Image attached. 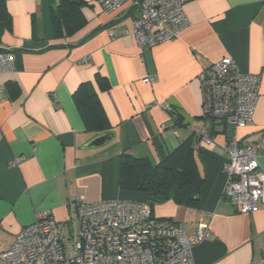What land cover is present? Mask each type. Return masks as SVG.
Returning <instances> with one entry per match:
<instances>
[{"label": "crops", "instance_id": "obj_1", "mask_svg": "<svg viewBox=\"0 0 264 264\" xmlns=\"http://www.w3.org/2000/svg\"><path fill=\"white\" fill-rule=\"evenodd\" d=\"M81 1V27L63 37H55L51 26L58 0L5 1L10 22L0 26V45L11 50L15 68L0 79L18 92L0 102V251L39 214L66 220L72 200L144 199L120 186L123 150L157 162L193 134L204 178L199 204L170 199L156 204L154 214L182 222L187 232L200 222L209 224L210 237L192 249L194 264L259 259L264 205L253 213L236 210L223 194V163L229 133L249 143L264 128V0H182L188 25L177 37L143 51L132 34L133 5L106 12L97 0ZM223 57L259 74L260 93L246 127L219 123L204 142L198 136L205 124L198 74ZM97 74L106 78L108 89L101 88ZM147 77L151 80L144 81ZM85 81L92 82L114 132L108 144L96 148L86 147L95 133L87 130L73 99ZM165 104L182 116L177 134ZM260 162L264 168V147Z\"/></svg>", "mask_w": 264, "mask_h": 264}, {"label": "built area", "instance_id": "obj_2", "mask_svg": "<svg viewBox=\"0 0 264 264\" xmlns=\"http://www.w3.org/2000/svg\"><path fill=\"white\" fill-rule=\"evenodd\" d=\"M97 2L106 12L125 3L137 9L132 34L142 51L177 37L189 23L182 0ZM14 68L11 50L0 45V74ZM198 79L205 119L198 131L202 141L211 140L210 125L226 123L238 129L253 120L260 93L259 74L244 72L233 58L223 57L205 66ZM6 100V86L0 79V102ZM172 107L164 105L170 115ZM173 126L177 134L178 126ZM263 147L264 128L255 142H243L232 133L227 137L223 194L238 212L253 213L264 205V168L260 162ZM19 161L20 157H15L13 163ZM70 207L71 213L64 221L44 212L22 227L12 245L0 251V264H194L193 247L211 234L207 222L187 232L182 222L155 215L153 208L140 200L75 199ZM250 264H264V249L262 256Z\"/></svg>", "mask_w": 264, "mask_h": 264}, {"label": "trees", "instance_id": "obj_3", "mask_svg": "<svg viewBox=\"0 0 264 264\" xmlns=\"http://www.w3.org/2000/svg\"><path fill=\"white\" fill-rule=\"evenodd\" d=\"M81 5V0H58L57 6L50 13L55 37L68 36L81 27ZM9 22L10 15L5 0H0V26ZM96 78L101 88L108 89L109 83L105 77L97 74ZM17 92L15 84L7 85L8 98ZM73 99L87 130L95 134L110 130L108 118L92 82L80 83L73 93ZM171 119L172 125L183 124L176 107L171 109ZM209 129L212 130L213 126L210 125ZM192 136L193 134L157 162L146 156H134L124 149L120 162L121 188L144 194V199L140 201L147 202L152 208L170 199L178 204L196 207L204 178L197 167Z\"/></svg>", "mask_w": 264, "mask_h": 264}, {"label": "water", "instance_id": "obj_4", "mask_svg": "<svg viewBox=\"0 0 264 264\" xmlns=\"http://www.w3.org/2000/svg\"><path fill=\"white\" fill-rule=\"evenodd\" d=\"M114 137L113 131H104L95 134L86 144L87 148H96L108 144Z\"/></svg>", "mask_w": 264, "mask_h": 264}]
</instances>
